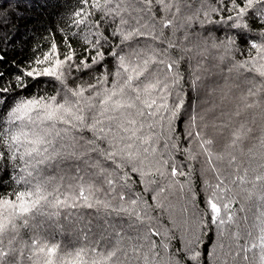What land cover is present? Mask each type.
<instances>
[{"label": "snow or ice", "instance_id": "6c2138e0", "mask_svg": "<svg viewBox=\"0 0 264 264\" xmlns=\"http://www.w3.org/2000/svg\"><path fill=\"white\" fill-rule=\"evenodd\" d=\"M0 264H264V0H0Z\"/></svg>", "mask_w": 264, "mask_h": 264}, {"label": "trees", "instance_id": "16d2710c", "mask_svg": "<svg viewBox=\"0 0 264 264\" xmlns=\"http://www.w3.org/2000/svg\"><path fill=\"white\" fill-rule=\"evenodd\" d=\"M49 12H51V9L48 10H36L34 12H30L28 14L29 18L26 19L25 21L22 22V27L27 28L28 31V35H37V39H39V33H43L44 32V27H42V25H48L50 24V22L53 21V17L49 16ZM35 30V31H32ZM57 40L59 41V36L56 37ZM25 39H27V36H25ZM25 55H28L29 53L25 52ZM239 58V57H238ZM85 79H87V77H85ZM220 83L222 84L223 81H220ZM40 91L42 93L46 92V91H50V88L45 86L43 88L40 89ZM201 98H205L203 93L201 94ZM193 102L195 103V94H193ZM199 183V180L197 179V184ZM62 237H60L59 235L56 236V240H61ZM64 243H67V240L64 239L63 240Z\"/></svg>", "mask_w": 264, "mask_h": 264}]
</instances>
